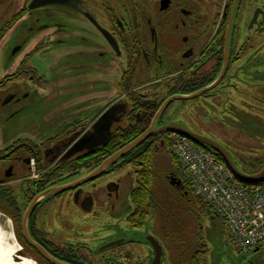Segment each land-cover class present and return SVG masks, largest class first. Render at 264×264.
<instances>
[{"label":"flooded vegetation","instance_id":"flooded-vegetation-1","mask_svg":"<svg viewBox=\"0 0 264 264\" xmlns=\"http://www.w3.org/2000/svg\"><path fill=\"white\" fill-rule=\"evenodd\" d=\"M31 2L27 0L15 8L0 4V49L3 41L18 31L3 46L8 51L5 62L9 61L10 65L9 71L0 76V106L17 98L15 93L19 88L10 86L19 78L25 83L49 84L45 72L40 73L29 64L34 54L47 51L60 59L71 55H91L103 61L106 58L105 67H110L105 68L108 75L114 66L120 72L114 81L122 88L123 95L108 103L90 122L78 119L76 114L69 115L61 123L59 134L39 143L18 137L1 144L0 216L9 220L11 241L17 244L15 249L19 246V253L32 257L36 264L50 263L27 242L25 232L62 263L93 264L92 250L77 237L80 231L73 228L70 237H66L65 216L55 209L52 211L58 201L68 196L84 211L81 212L84 218L95 220L98 214L91 212L93 197L85 192L84 185L52 196L44 194L25 215L27 209L50 187L73 181L66 182L81 169L96 167V162L80 167L73 160L93 153L99 146L68 154L78 138L94 132V123L115 104L124 106L117 115H125L126 120L135 104L139 106L137 116L145 113V107L152 108L154 116L168 98L190 95L213 84L212 89L190 100L216 106L222 102L220 93L254 88L256 101L264 104V0H60V3L30 8ZM133 68H148L155 72V77L128 85ZM150 87L159 89L151 96L141 91ZM93 95L79 94L69 101L79 103ZM185 101L188 100H175L168 108L175 102ZM239 105L242 107V103ZM1 137L0 129V140ZM98 139L103 141L102 136ZM171 176L180 180L171 172L168 181ZM109 188L108 194L116 195L117 185L111 183ZM174 188L183 195L189 194L182 181L180 187ZM132 214L133 206L126 216L128 227L142 229L147 220L141 226L131 225ZM114 241L121 243H117L118 248L107 251L109 256H101L102 264L129 260V253L115 252L124 243L122 239L110 241L102 249L106 250ZM146 258L145 264H150L154 258L152 248L147 249Z\"/></svg>","mask_w":264,"mask_h":264},{"label":"rangeland","instance_id":"rangeland-1","mask_svg":"<svg viewBox=\"0 0 264 264\" xmlns=\"http://www.w3.org/2000/svg\"><path fill=\"white\" fill-rule=\"evenodd\" d=\"M26 2L27 0H0L2 6L11 5L13 8ZM6 16H10L9 11ZM16 33L18 31L13 35ZM13 35L3 41L0 49V76L9 71L10 62H5L8 51H4L3 46ZM90 56L71 55L60 59L57 54L48 51L34 54L29 64L38 72H45L49 84L25 83L19 78L10 86L19 88L15 93L18 96L14 101L0 106V129L3 136L0 145L18 137H28L39 143L59 134L61 123L69 115L76 114L78 119L90 122L108 103L121 97L123 90L114 81L120 72L115 66L111 67L113 70L109 76L105 69L110 68L105 67L108 60ZM133 70L134 74L128 77V85L141 84L155 77V72L148 68ZM158 89L150 87L141 91L151 96ZM238 92L220 93L222 102L216 106H210L209 102L204 103L202 100L175 102L160 121L162 119L178 123L215 140L224 146L240 170L255 173L264 165V104L256 101L257 90L254 88H242ZM90 93L94 95L87 97L89 99L85 101L74 104L69 101L79 94ZM126 126V117L121 115L118 116V121L113 122L112 129ZM152 144L155 145L152 190L156 195L157 205L151 208L144 227L131 229L126 223V216L132 209L130 193L136 185L137 169L124 163L120 167L111 168L93 183L84 185L85 192L93 197L91 212L98 214L95 220L84 218L85 214L81 213L84 211L75 206L68 196L55 204L52 211L55 209L65 216L66 237H70L73 228L79 230L77 237L94 254L93 264H102L101 256H109V249L119 247L116 245L103 252L102 246L116 239H122L124 243L115 252H127L130 256L129 260L120 264L147 263V249L151 248L148 236L155 237L162 245L160 264H189L200 240L207 248L206 264H262L264 244L257 251L238 253L222 220L207 212L199 217V210L190 201L193 195H183L169 184L167 176L174 172V166L166 148L157 146V139ZM86 174L87 171L81 169L66 182ZM111 183L117 185L116 195L114 192L108 194ZM0 228L6 233V244L10 247L9 253L12 256L35 261L32 257L21 255L19 246L15 249L17 244L13 245L11 241L9 233L12 237L13 233L7 217L0 216Z\"/></svg>","mask_w":264,"mask_h":264},{"label":"built area","instance_id":"built-area-1","mask_svg":"<svg viewBox=\"0 0 264 264\" xmlns=\"http://www.w3.org/2000/svg\"><path fill=\"white\" fill-rule=\"evenodd\" d=\"M168 139L193 195L222 220L237 252L247 254L264 244V183L242 184L211 152L178 135Z\"/></svg>","mask_w":264,"mask_h":264},{"label":"water","instance_id":"water-1","mask_svg":"<svg viewBox=\"0 0 264 264\" xmlns=\"http://www.w3.org/2000/svg\"><path fill=\"white\" fill-rule=\"evenodd\" d=\"M49 3H60V0H32L30 4V8H37ZM214 85V84H213ZM211 85L207 88H204L200 91H197L196 93L190 94V95H175L170 98H168L160 107V109L155 113L153 116L149 126L135 139L124 145L123 147L119 148L115 152H113L110 156L102 160L96 167L86 170L87 174L83 177H80L78 179H75L69 183L53 186L46 190L45 193L40 194L38 197L34 199L32 204L27 209L25 215L27 212H31V209L34 206V203L36 200L44 197V194L46 196H52L54 194L67 192L73 189H76L80 186H83L87 183H90L100 176H102L105 173H108L111 168L114 166H118L124 156H126L128 153L132 152L134 149L139 147L142 143H144L148 138L165 134V133H173L177 134L179 136H182L184 138H187L193 142H196L199 145L208 146L210 149L215 151L224 161V163L227 165V167L231 170V172L235 175V177L240 180L243 183L246 184H258L264 181V165L255 173H247L243 170H240L235 163L233 162L230 154L227 152V150L216 142L215 140L204 136L202 134H199L195 131L186 129L182 125H179L175 122H166L164 124H159V120L163 114V112L168 108V106L175 100H190L195 97L203 95L206 91L212 89L214 86ZM124 107V106H123ZM117 107V105H113L109 107L94 123L93 125V133L84 134L80 138L76 140V142L73 144V147L71 148L69 152V156L72 154H75L76 152L82 151L84 149H90L96 148L100 145H103L107 142L110 132L109 129L113 125V122L118 121V112L122 111L124 108ZM102 136L103 141H99L98 137ZM170 185L174 187H180V180L177 179L174 176H171L169 180ZM24 231L25 227H24ZM25 239L27 242L37 250L39 255L46 260L50 264H65L61 261L55 259L51 255H49L43 248H41L39 245H37L35 242H33L28 234L25 232ZM147 241L150 245V247L153 249L154 258L150 264H160L161 263V257L163 256V248L159 241L153 237L148 236ZM120 244L121 242H111L106 246V248L112 247L114 245ZM258 249H256L257 251Z\"/></svg>","mask_w":264,"mask_h":264},{"label":"trees","instance_id":"trees-1","mask_svg":"<svg viewBox=\"0 0 264 264\" xmlns=\"http://www.w3.org/2000/svg\"><path fill=\"white\" fill-rule=\"evenodd\" d=\"M144 109L145 113L139 114V116H137V113L139 112V106L135 104L134 110L130 113L127 120L128 123L126 127H116L110 134L105 144L99 146L91 154L77 157L73 160V162H75L76 165H80V167H88L92 162H96L95 166H97L102 160L110 156L113 152L135 139L149 126L151 117L154 113V110L152 108L148 109L147 107H145ZM156 139L158 140L157 146L161 145L167 148L166 134L152 136L148 138L144 143H142L139 147L124 156V158L118 165L120 166L123 163H126L134 166L137 169L136 185L130 193L131 204L133 206V214L129 219L131 225L133 224L141 226V223L148 219L151 208L156 207L157 205L156 195L152 190L155 174L153 166L155 145L152 143L155 142ZM203 147L204 149L214 154L219 161L224 163L223 159L219 155H216L214 151L210 150L207 146ZM167 153L169 155L170 161L174 166L175 173L179 175V168L176 159L168 151ZM183 184L189 192L188 195H190L191 192L188 188V185H186L185 183ZM190 201H192L195 207L199 210V217H201L205 212H212L208 208V206L201 200L193 197L192 200L190 199ZM206 254V245L200 240V245L192 254L189 260V264H206Z\"/></svg>","mask_w":264,"mask_h":264},{"label":"bare ground","instance_id":"bare-ground-1","mask_svg":"<svg viewBox=\"0 0 264 264\" xmlns=\"http://www.w3.org/2000/svg\"><path fill=\"white\" fill-rule=\"evenodd\" d=\"M6 233L0 228V264H36L30 259L14 257L9 253L10 247L6 244Z\"/></svg>","mask_w":264,"mask_h":264}]
</instances>
